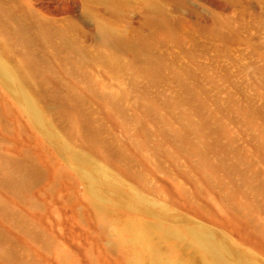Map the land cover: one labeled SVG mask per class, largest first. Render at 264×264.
<instances>
[{
  "label": "rangeland",
  "instance_id": "374dc122",
  "mask_svg": "<svg viewBox=\"0 0 264 264\" xmlns=\"http://www.w3.org/2000/svg\"><path fill=\"white\" fill-rule=\"evenodd\" d=\"M70 1L0 0V264H264V0Z\"/></svg>",
  "mask_w": 264,
  "mask_h": 264
},
{
  "label": "bare ground",
  "instance_id": "6f19581e",
  "mask_svg": "<svg viewBox=\"0 0 264 264\" xmlns=\"http://www.w3.org/2000/svg\"><path fill=\"white\" fill-rule=\"evenodd\" d=\"M85 1L90 2L92 0ZM73 3L70 0H62L59 10L71 13L74 8ZM7 80L20 88L17 78L12 73L8 75ZM89 178L90 180H94L92 174H89ZM94 185L95 197L97 199V203L95 204L99 212L109 214L118 208L120 194L117 191L110 187H104L105 189H103L97 182ZM132 203L133 208H139V203L135 201H132ZM134 226H137L139 231L134 264H162V259L165 257L173 258L179 264H185L180 260V255L186 250L194 252L202 261V264H245L243 261L233 258L229 249L221 240L212 242L210 240V242H207L196 239L197 241H190L180 230L164 231L163 229H159L154 231L153 225L145 223H137ZM153 235L155 236V240L149 243L148 241ZM162 246L167 249V255H165Z\"/></svg>",
  "mask_w": 264,
  "mask_h": 264
}]
</instances>
